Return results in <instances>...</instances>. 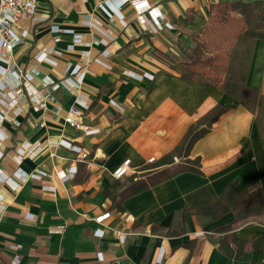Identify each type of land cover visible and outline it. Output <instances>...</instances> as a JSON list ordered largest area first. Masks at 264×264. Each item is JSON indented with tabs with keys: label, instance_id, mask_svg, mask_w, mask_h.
Segmentation results:
<instances>
[{
	"label": "crops",
	"instance_id": "obj_1",
	"mask_svg": "<svg viewBox=\"0 0 264 264\" xmlns=\"http://www.w3.org/2000/svg\"><path fill=\"white\" fill-rule=\"evenodd\" d=\"M133 1L37 0L34 13L22 19L12 69L29 73L31 87L20 98L10 65L0 73V175L47 174L15 176L17 187L0 180V264H12L14 255L19 264H264L261 246L239 258L229 250L232 243L264 239V216L226 230L231 212L215 220L190 212L216 201L233 180L236 191L259 183L264 194V112L258 119L220 86L184 78L169 58L191 47L212 4L264 0H147L172 25L157 31L138 16ZM236 46L242 51L239 69L264 106V39ZM42 52L53 63L41 60ZM76 64L92 73L78 87L51 89ZM129 72L147 74L136 79ZM34 93L45 107L31 100ZM78 101L87 105L83 118L97 129L94 134L64 122ZM217 106L226 110L187 155L200 157L199 172H180L117 203L130 175L113 177L117 166L130 159L131 174H140L162 162ZM63 140L79 145L88 158ZM185 157L174 155L172 164ZM59 171L73 173L61 178ZM105 212L110 216L102 223L93 220Z\"/></svg>",
	"mask_w": 264,
	"mask_h": 264
},
{
	"label": "trees",
	"instance_id": "obj_2",
	"mask_svg": "<svg viewBox=\"0 0 264 264\" xmlns=\"http://www.w3.org/2000/svg\"><path fill=\"white\" fill-rule=\"evenodd\" d=\"M258 38L264 39V1L214 3L210 7L207 23L202 27L199 41L192 49L194 58L179 62L181 75L201 83L220 86L259 119L261 118L259 114L264 112V106L258 90L246 84L245 73L235 75L228 61V48L234 42L242 43ZM224 110L226 109L217 106L191 125L181 142L162 159V162L146 165L145 171L140 174L130 173L127 184L118 194L117 203L124 197L147 188L148 185L161 182L180 172L187 170L199 172L200 157L189 158L188 152L192 144L209 130ZM174 155L186 156L184 163L172 164ZM193 210L208 216L211 220L231 212L233 219L224 227L229 230L249 218L264 216V194L259 183L248 189L236 191V181L233 180L221 191L216 201L200 208H193L190 212ZM188 212L184 209L182 214L186 215ZM250 246L255 248L261 246L264 252V239L255 238L232 243L229 248L230 256L239 258V253Z\"/></svg>",
	"mask_w": 264,
	"mask_h": 264
},
{
	"label": "built area",
	"instance_id": "obj_3",
	"mask_svg": "<svg viewBox=\"0 0 264 264\" xmlns=\"http://www.w3.org/2000/svg\"><path fill=\"white\" fill-rule=\"evenodd\" d=\"M124 1V0H122ZM134 8L137 10V14L139 17L144 19H150L152 22V30L157 31L162 29L163 27L171 28L172 25L168 22H162V16L160 12L155 8L149 5L147 0H138L132 2ZM37 5V0H0V73H5L7 71L6 65H10V72L14 76L15 84H16V95L24 97L23 89H28L31 87V75L29 73H18L15 69H12V51L13 49L22 42L23 35H22V19L30 16L34 13ZM103 9L106 10L105 5H101ZM107 11V10H106ZM81 35H75L76 39H79ZM104 53V54H103ZM103 54V55H102ZM102 57H106L108 55L107 51L102 52ZM41 60H47L52 62L46 55L45 52H42L38 56ZM96 62L109 67V64L103 61L102 58L97 57L94 59ZM53 63V62H52ZM70 68V64L68 65L67 69ZM87 73H92V71L88 68H81L80 65L76 64L70 69V73L67 77H65L62 81L54 84L51 86V89H56L60 85H64L69 89L73 87H78L83 78ZM132 77L136 79H142L147 73L143 74H135L130 73ZM47 86L46 83L42 85ZM31 100L35 101L39 104L40 107H45V101L41 100V98L37 95V93L32 94ZM2 102L4 101L2 98L0 99ZM87 108V105L82 102H76L64 117V122L71 128L77 130L81 134L90 135L94 134L97 129L87 123L83 118V112L81 108ZM64 141V140H63ZM66 146L71 149L72 151L76 152L80 155L81 159H87L88 153L84 151L79 145L73 144L71 141H64ZM21 152V150H19ZM1 156V153H0ZM154 158H151L150 161H153ZM73 172H68L67 174L63 171H59V175L61 178H65L70 176ZM132 173V169L130 166V159L124 160L119 166H117L113 171L112 175L115 178H122L128 174ZM47 173L43 170H37L36 172L26 174L24 172L16 171L14 176L9 177H2L0 175V180L8 181L11 185L17 187L18 183L15 179V176L21 177L24 176L26 178H35L41 179ZM44 191H54V187L51 185H44ZM110 216V212H105L99 216L93 217V220L102 223L106 218ZM163 250L158 252L157 260L158 262L162 261L163 258ZM19 256L14 255L12 258V264H19Z\"/></svg>",
	"mask_w": 264,
	"mask_h": 264
},
{
	"label": "rangeland",
	"instance_id": "obj_4",
	"mask_svg": "<svg viewBox=\"0 0 264 264\" xmlns=\"http://www.w3.org/2000/svg\"><path fill=\"white\" fill-rule=\"evenodd\" d=\"M202 27L199 29L198 33L196 35H194L191 47L189 49H183L182 48V49H180V51H178V54L171 53V57H169V58H170V60H172L174 62V64L178 65L180 61L190 60V59L194 58V55L192 53V49L194 47H196V45L199 41V37L201 35ZM238 43L239 42H234L232 44V46H230L228 48V55H229L228 61H229V64L233 67L235 75L243 73L242 67H240V69H239V64L236 62V60H238L237 58L240 57V55H242V51H238L235 49L237 47L236 45ZM181 161L182 160H179L178 163H181Z\"/></svg>",
	"mask_w": 264,
	"mask_h": 264
}]
</instances>
